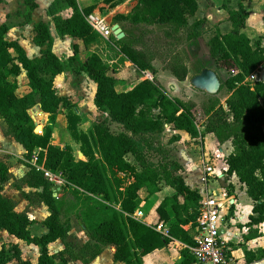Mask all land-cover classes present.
<instances>
[{
	"label": "trees",
	"instance_id": "16d2710c",
	"mask_svg": "<svg viewBox=\"0 0 264 264\" xmlns=\"http://www.w3.org/2000/svg\"><path fill=\"white\" fill-rule=\"evenodd\" d=\"M226 1L229 0H225L223 7L227 9L231 29L223 33L217 28L207 46L215 64L229 72L219 88L225 87L228 91L227 107L221 103L209 107L203 131L198 127L195 103L170 95L157 79H144L131 89L118 91L116 77L98 53L92 52L84 62L77 63L78 55L101 36L87 20L95 9L94 4L81 6L78 0H63L71 9L67 17L49 11L59 33L72 38V55L67 64L74 71L87 74L95 83L96 107L123 127L120 132L113 131L107 120L97 122L88 132L77 128L80 116L75 104L70 97L56 92L55 79L66 64L53 49L46 22H36L33 27V41L40 48L39 56L35 57H29L18 40L8 39L9 26L0 23V119L6 124L7 133L23 145L28 158L37 152L40 165L61 173L64 180L61 190L72 192L82 226L93 240L113 246L115 261L145 264V256L168 247L179 253L173 264H195L188 246L194 244L201 194L186 183L178 161L155 163L148 156V148L154 145L152 136L160 134L165 124L173 130L188 132L192 138L213 133L220 143L231 140L233 150L225 158L226 173H236L254 202L249 223L264 222V130L260 127L264 123V79H248L264 62V44L262 37L252 41L242 31L249 14L243 3L229 8ZM35 7L31 2V9ZM198 7V0H138L131 19L148 25L171 26L175 32H186V40H192L203 34V20L192 23L189 20ZM118 48L139 70L156 71L145 50L124 41L119 42ZM167 67L176 79L186 80L188 65L178 52L170 55ZM23 71L30 90L19 95L18 76ZM34 106L51 115L66 112L70 133L81 143L84 158L76 159L70 145L53 144L48 131L34 132L36 125L29 112ZM178 137L172 135L173 140ZM129 155L135 163L128 160ZM120 173L130 175L132 180L125 184ZM8 175V165L0 159V183ZM27 182L42 187L39 197L49 210L44 220L47 232L32 234L29 228L32 220L26 212L15 210L14 201L2 194L1 184L0 230L38 246L36 264H63L49 250V244L65 238L70 229L69 222L62 219V199L54 196L55 184L34 167L27 173ZM163 184L172 187L174 192L156 207L158 218L144 222L136 219L134 213L143 200L161 191ZM161 221L168 227L169 236L154 228ZM185 225L189 227L186 229ZM178 243L187 247L178 251ZM21 254L18 244L9 248L2 246L0 264L14 259L32 264L23 260ZM263 257L264 251L244 249L247 264Z\"/></svg>",
	"mask_w": 264,
	"mask_h": 264
},
{
	"label": "rangeland",
	"instance_id": "374dc122",
	"mask_svg": "<svg viewBox=\"0 0 264 264\" xmlns=\"http://www.w3.org/2000/svg\"><path fill=\"white\" fill-rule=\"evenodd\" d=\"M78 1L81 6L94 4L95 9L92 13H95L103 19L111 29L117 25V28L120 30V37H117L113 32L108 37L101 35L98 41L91 44L88 50L81 52L77 59V63L80 64L84 62L86 57L92 52L98 53L109 66V72L116 77V89L118 91L131 89L144 79H157L167 92L170 93L168 88L171 89V86H175L178 83L167 67L170 55L175 52H178L181 55L188 67L194 71V75L198 74L202 69L208 68L210 64L212 65L213 59L209 54L207 41L210 36L216 32L218 24L207 22V19L201 14L198 16H189L190 23L197 19L194 17H200L204 23L203 34L193 42L192 40H186V32H180L179 30H176L177 32H175L171 26L148 25L145 22H135L131 19V16L135 13V7L138 4V0ZM31 2L36 4L34 9H31ZM226 4H228V1ZM49 10H52V12H55L62 17H67L71 12L70 8H68L63 0H0V23L4 22L8 24V39H18L25 48L26 53L30 57H35L39 56L40 53L39 47L36 46L33 41V26L39 21L46 22L51 30L53 49L59 58L66 64L63 72H61L56 79V92L59 95L70 97L71 101L75 104V111L80 116L77 128L81 132H88L97 122L107 120L113 131L120 132L123 127L120 124L111 121L106 111H102L96 107L94 103V93L96 89L95 83L88 78L87 74L84 72L78 73L67 64L69 57L72 55V38L68 35L66 36L59 33L54 27L52 15ZM263 29L260 20L254 18L251 24V30L257 33H262ZM219 30H223V32L227 31V27L223 26ZM121 41L131 43L135 47L145 50L149 54L156 71H141L133 63L128 61L119 51L118 46ZM213 70L215 72L217 71L216 69ZM258 70H264V63L257 68L254 74H257L256 72ZM224 71L225 72L217 73L221 83L229 76V72L226 69H224ZM18 84L19 87L17 93L19 95L30 90L24 71L18 76ZM177 85L179 86L177 94L181 96L184 101L195 103L199 122L198 127L201 131L204 130L205 119L208 116L207 113L209 107L215 106L218 103L227 107L225 99L228 96V91L225 87L218 89L215 93H211L192 86L191 80H186L185 84L180 83ZM189 88L192 90H189ZM29 112L35 125H41L38 134H44L48 131L50 133V140L53 144L60 147L70 145L76 159L84 158L83 155L79 154L81 143L73 138L70 133L65 111L51 115L42 112L39 106H34ZM260 127L264 130V123L261 124ZM0 129V134L2 131L0 136V147L2 146L9 152L4 154L2 159L7 161L9 167L14 169V172L12 173L14 180H10L7 184L16 187V189L18 188L21 192L26 191L23 189L30 191V188L26 185L23 178V175H25L32 166L30 158H28L24 152H21L20 149L11 148V146L17 147V144H15L8 135L7 126L3 120H0ZM172 135L171 132L163 134L158 133L155 136L153 135L154 145L153 147L148 148V156L155 163L169 160L178 161L182 164L183 169L181 173H183L185 178L191 173L187 179L193 184L197 182L195 173L198 170V173H200L202 171L203 161L210 158L207 157L208 153H212L210 154L212 161L218 158L223 159L227 157V149H229L230 146H225L221 153L217 154L219 147L216 144V140L211 135L206 137L204 149L205 156L202 154L203 143L201 140L196 141V144H194L195 146H192L191 140L177 142L179 140H173ZM229 142H231V140L221 144H229ZM187 154H191L194 159H192V161H185ZM11 156L12 160L10 161ZM196 156H198V159H196ZM128 160L132 162L135 161L131 155L128 156ZM195 162L197 163L198 168L191 172V165ZM214 164L216 165V170L219 167V163L215 161ZM224 173H226V171H224ZM120 175L124 177L125 184L132 180L128 174L120 173ZM223 182L226 183L225 180H222V185ZM210 183L216 187H220L221 185L219 184L218 179H213L211 177ZM225 183L224 187L226 188L228 196L231 197L234 195L238 200V194L244 190L245 186L237 179L235 182L236 184H231L229 188ZM198 187L197 189L200 190L201 188ZM173 191L172 188L165 186L166 194H171ZM55 193L57 197H61L62 199V219L68 221L70 225L66 237L57 240L50 246V252L55 253L56 261L62 262L63 264H125L113 260V246L102 244L89 237L88 231L82 226L77 208L74 206L75 200L72 192L69 189H66L65 191H61L62 195L58 193L57 190ZM159 198L160 194H157L156 197L153 198V201L156 199L155 202H157V200H160ZM243 201H245V197ZM146 202L147 201H144L139 209L146 214L145 221H150L151 215H157L154 209L155 203ZM30 203L31 204L26 205L25 207L28 208L29 206H32L33 202L30 201ZM227 205V203L223 204L222 212L226 211ZM235 212L236 208L234 205L233 210L230 208L222 216L221 225L222 227H225V230L229 231V233L224 232V237H232L228 242L233 249L239 248V246L240 248H244L248 237L251 235L264 236V223H260L254 227V224L249 222L243 223L239 222L237 219L233 221L232 218H235ZM34 215L37 216V218L43 217V213H41L39 209L34 210ZM231 230L238 231V234L232 236L230 233ZM33 231L34 234H39V231H37L36 228H34ZM8 235L14 238L9 237ZM8 235L0 232V247L5 245L9 248L12 247L16 241H20L17 237L11 234ZM18 244H21L22 259L29 260L32 264L36 263L38 256L37 248H33L31 245L21 242H18ZM179 246H177L178 251L181 248ZM178 258L179 253L167 247L152 256H145L144 260L145 264H157L158 262L160 264H173ZM7 264L23 263L14 259Z\"/></svg>",
	"mask_w": 264,
	"mask_h": 264
},
{
	"label": "crops",
	"instance_id": "0c3cea01",
	"mask_svg": "<svg viewBox=\"0 0 264 264\" xmlns=\"http://www.w3.org/2000/svg\"><path fill=\"white\" fill-rule=\"evenodd\" d=\"M201 1V2H200ZM225 2V0H198V3H199V7H198V10L195 12V14L193 15V16H198V15H202L203 17H205V19H207V22H209V23H212V24H218V27L217 28H221V27H223V26H225V27H227V31H224L223 32V30H221L223 33H225V32H228L230 29H231V23L229 22V20L227 19L228 18V12H227V9L226 8H224L223 7V3ZM227 2V1H226ZM239 2H242L243 3V5L249 10V14H248V16H247V19H246V25H245V27L243 28V32L245 33V34H247L251 39H252V41H254V40H256L257 38H260V37H262V43L264 44V29H263V32L262 33H257V32H254L253 30H251V24H252V21H253V19L254 18H258L259 20H260V24H261V26L264 28V0H229L228 1V7L229 8H237L238 7V3ZM71 10V9H70ZM204 11V12H203ZM194 18H197V19H201L200 17H194ZM196 19V20H197ZM53 22V21H52ZM220 22V23H219ZM4 23V22H3ZM54 25V24H53ZM34 27V26H33ZM55 27V26H54ZM51 31V30H50ZM9 32V31H8ZM8 35V34H7ZM67 36V35H66ZM33 37H34V35H33ZM200 38V37H199ZM198 39V38H197ZM197 39H192V41L194 42V41H196ZM14 40V39H13ZM16 40H18V39H16ZM19 41V40H18ZM20 42V41H19ZM36 45V44H35ZM37 46V45H36ZM39 47V46H38ZM208 51H209V49H208ZM39 53H40V48H39ZM209 54H210V52H209ZM29 56V55H28ZM30 57V56H29ZM212 57V56H211ZM213 59V58H212ZM264 63V62H263ZM204 69H211V70H213V69H216L217 71L215 72L216 74L217 73H222V72H225L224 71V69L223 68H219L216 64H215V61H214V59H213V62H212V65L210 64L209 65V67L208 68H204ZM204 69H202V70H204ZM201 70V71H202ZM200 71V72H201ZM214 71V70H213ZM199 72V73H200ZM198 73V74H199ZM257 74V77H256V79H259V78H263L264 79V70H258L257 72H256ZM262 74V75H261ZM60 75V74H59ZM58 75V76H59ZM197 75V74H196ZM57 76V77H58ZM195 75H194V71L193 70H191L189 67H188V76H187V78H186V80L188 81V80H191L192 81V78L194 77ZM217 76H218V74H217ZM57 77H56V79H57ZM89 78V77H88ZM175 78V77H174ZM219 78V77H218ZM227 78V77H226ZM56 79H55V86H56ZM176 79V78H175ZM177 81H178V83L177 84H180V83H183V84H185L186 83V80H184V81H180V80H178V79H176ZM220 80V79H219ZM175 85V86H171L172 88L170 89V88H168L170 91V95H172V96H175V97H178V98H180V99H182V97L181 96H179L177 93H178V85ZM220 85H221V81H220ZM192 86H194L193 84H192ZM190 87V86H189ZM195 87V86H194ZM56 88V87H55ZM220 88V87H219ZM218 88V89H219ZM189 90H192L191 88H189ZM228 97V96H227ZM226 97V98H227ZM183 100V99H182ZM226 100V99H225ZM0 120H2V119H0ZM1 130V129H0ZM166 132H171L173 135L175 134V135H178L179 137L176 139V140H179V141H177V142H183V141H188V140H191V145L192 146H195L194 144H196V141H198V140H201L202 141V143H203V147H202V149H203V151H202V154L205 156V141H206V137L207 136H209V135H211V136H213V138L216 140V144H217V146L219 147V151L217 152V154H219V153H221V151H222V149L225 147V146H230L229 147V149H227V153H226V155L228 156V154L229 153H231L232 152V150H233V148H232V144H231V142H229V144H221L218 140H217V138H216V136L213 134V133H205L204 134V136L203 137H198V138H192L191 137V135L189 134V133H187L186 131H182V130H173L171 127H170V125H168V124H165V126H164V130L161 132L162 134L163 133H166ZM1 134H2V131H1ZM1 134H0V136H1ZM9 135V134H8ZM10 136V138L13 140V142L15 143V144H17L16 146L17 147H14V146H11V148H15V149H20L21 150V152H24L25 154H26V150H25V148L23 147V145L21 144V143H19L18 141H16L15 139H14V137H12L11 135H9ZM0 142H1V140H0ZM191 146V147H192ZM7 153H9L5 148H3L2 146L0 147V159L2 160V161H4L7 165H8V163H7V161H5V160H3L2 159V156L4 155V154H7ZM210 154H212V153H208L207 154V157H210V158H208V159H206V161H208V162H210L212 165H213V167H214V170H213V172L211 173V175H210V177L211 178H215V179H218V181H219V184H221V182H222V180L224 181H226V183L225 182H223V185L221 184L220 185V187H216L215 185H213L212 183H208L207 184V187H208V189H215L217 192H218V194L220 195V196H224V192H225V190H226V188L224 187V183L227 185V187L229 188L230 186H231V184H236L235 182H236V179L238 180V181H240L239 180V178L236 176V177H234L232 174H230V175H228L227 173H224V171H226L227 170V168H228V166H227V164H226V161H225V158H223V159H216V160H214V161H212L211 160V156H210ZM225 155V156H226ZM12 158V156L10 157V161L12 160L11 159ZM186 158V160L185 161H192V159H194L193 157H192V155L191 154H187V157H185ZM206 158V157H205ZM196 159H198V156H196ZM195 159V160H196ZM215 161H217L218 163H219V167L215 170V167H216V165L214 164L215 163ZM181 164V163H180ZM201 164V163H200ZM32 165V164H31ZM182 165V164H181ZM33 166V165H32ZM31 166V167H32ZM30 167V168H31ZM198 168V166H197V163L195 162V163H193L192 165H191V172H193L194 170H196ZM182 169H183V167H182ZM202 169H203V167H202ZM201 169V170H202ZM30 170V169H29ZM29 170L25 173V175H23L24 177V181H25V183H26V185L30 188V191H27V189H23V190H26V191H23V192H21V190H19L18 188L16 189V187H12V185H10V184H7V182H10V180L11 181H13L14 179V176L12 175V173L14 172V169L12 168V167H9V165H8V173H9V175H8V179L6 180V181H4V182H2V183H0L1 184V186H2V194L4 195V196H6V197H9V198H11L13 201H14V205H15V210L17 211V212H26L27 214H28V216L30 217V219L32 220V223H31V225L29 226V228H30V230H31V232H32V234L33 235H42V234H44L45 232H47V230H48V228H47V226L44 224V220L46 219V217L49 215V210H48V206L46 205V203L39 197V193L42 191V187H34L33 185H30L28 182H27V173L29 172ZM182 171V170H181ZM199 172V170L195 173V177H196V181L197 182H195V184H193L191 181H189L187 178L191 175V173L189 174V176L188 177H186L185 178V176L183 175V173H182V175H183V177L185 178V181H186V183L188 184V185H190L192 188H197L198 186V188H201L199 191H204V189H205V187H204V185H203V183H201L200 182V175H201V173H202V171L200 172V173H198ZM197 184V185H196ZM242 185H244L243 183H242ZM165 186L166 187H170V186H168V185H166V184H163V187H162V190L161 191H159V192H157L156 194H154V195H152V196H150L149 198H147V199H145V200H143V203H144V201H147V202H152V203H155L154 204V209H156V207L160 204V202L162 201V199L165 197V196H170V195H172L173 194V192L171 193V194H166L165 193ZM245 186V185H244ZM170 188H172V187H170ZM221 188V189H220ZM53 189H54V196H56V190L58 191V193H60L61 195H62V193H61V185H59L58 184V186L55 184V186L53 187ZM173 189V188H172ZM174 190V189H173ZM222 191V192H221ZM157 194H160V200H157V202H155L156 201V199L153 201V198L154 197H156V195ZM141 195H142V197L143 198H145L146 197V193H145V190H142L141 191ZM239 199L237 200L236 198H235V196L234 195H232L231 197H232V199H233V203H232V205L229 207L228 205H227V207H226V211H228L231 207V209L233 210V207H234V205H235V208H236V212H235V218H232V220L233 221H235L236 219L237 220H239V222H243V223H245V222H249L250 221V219H249V216L252 214V208H253V205H254V202H253V200L248 196V194H247V192H246V187H244V190L243 191H241L239 194ZM244 197H245V201H243L244 200ZM241 199V200H240ZM30 201L31 202H33V204H32V206H29L28 208H29V210H28V208H26L25 206L26 205H29V204H31L30 203ZM146 202V203H147ZM143 203L141 204V206L143 205ZM248 204H249V206H248ZM247 207H248V209H247ZM27 209V210H26ZM36 209H39L40 210V212L41 213H43V217L42 218H37V216H35L34 215V210H36ZM26 210V211H25ZM225 211V212H226ZM225 212H222V216L224 215V213ZM157 214V213H156ZM144 215H145V217H146V214L144 213ZM150 218L151 219H155V218H158V215H156V216H153V215H151L150 216ZM81 221V220H80ZM264 223V222H263ZM221 225H222V222H221ZM189 227V225H185L184 226V228H188ZM222 227V226H221ZM254 227H256V225H254ZM34 228H36L37 229V231H39V234H34V231H33V229ZM220 230H221V234H222V236H223V238L224 239H226L227 241H229L231 238H225L224 237V232L225 233H229V231H227V230H225V227H222V228H220ZM0 232L2 233V234H9L6 230H0ZM230 233H231V235L232 236H234V235H237L238 234V231H233V230H231L230 231ZM9 236V235H8ZM14 236V235H13ZM9 237H11V236H9ZM11 238H14V237H11ZM18 240H20V241H16L15 242V244H18V242H21V243H24V244H27V243H25L23 240V242L21 241V239H19V238H17ZM56 242V241H55ZM55 242H52V243H50L49 244V250H50V246L52 245V244H54ZM179 245H180V243H178ZM19 245V244H18ZM29 245H31V246H33V248H37V250H38V255H39V248H38V246H36V245H34V244H29ZM2 246H5V245H2ZM1 246V247H2ZM21 246V244L19 245V247ZM0 247V248H1ZM179 247H181V246H179ZM20 249H21V247H20ZM181 249V248H180ZM244 249H251V250H253V251H256V252H258V253H261V252H263L264 251V236H256V235H251L250 237H248V240H247V242H246V245L244 246V248H240V246H239V248H234V254L237 256V257H239V258H241L242 260H244L245 258H244ZM21 251H22V249H21ZM157 252H159V251H155L154 253H151V254H149V255H153V254H155V253H157ZM21 256H22V254H21ZM148 256V255H147ZM37 258H38V256H37ZM23 260H26V259H23ZM245 261V260H244ZM37 262V261H36ZM34 264H36V263H34ZM160 264V263H159ZM250 264H264V257L262 258V259H260V260H257V261H254V262H252V263H250Z\"/></svg>",
	"mask_w": 264,
	"mask_h": 264
},
{
	"label": "built area",
	"instance_id": "2783aa9c",
	"mask_svg": "<svg viewBox=\"0 0 264 264\" xmlns=\"http://www.w3.org/2000/svg\"><path fill=\"white\" fill-rule=\"evenodd\" d=\"M90 25L102 36L108 37L112 33L110 26L95 13L87 16ZM256 79L254 72L248 79ZM33 167L42 171L44 176L52 183L60 185L64 183L61 173L53 172L46 169L38 163V154L34 152L30 158ZM214 167L208 161H203V169L200 175V182L203 183L204 191H199L201 200L199 205V215L197 226L193 236L194 244L188 246L194 259L195 264H247L244 260L234 254V249L229 242L223 238L220 227L222 222V206L227 203L230 207L233 203L232 197H229L225 190L224 196H220L215 189H208L207 184L210 182V175ZM236 177V173L232 174ZM134 217L140 221H145V215L142 210L138 209ZM164 236H169L168 227L161 221L154 227ZM181 248L187 245L180 243Z\"/></svg>",
	"mask_w": 264,
	"mask_h": 264
},
{
	"label": "water",
	"instance_id": "95a60500",
	"mask_svg": "<svg viewBox=\"0 0 264 264\" xmlns=\"http://www.w3.org/2000/svg\"><path fill=\"white\" fill-rule=\"evenodd\" d=\"M112 32L116 34L117 37L121 36V34L119 33L120 30L117 28V25L114 26V28L112 29ZM191 82L195 87L211 92V93H215L220 87V80L217 74L215 73V71L211 69L202 70L199 74L195 75L192 78ZM40 128H41V125H36L34 132L38 133ZM79 154L83 155L81 151H79ZM113 250L115 249L113 248Z\"/></svg>",
	"mask_w": 264,
	"mask_h": 264
}]
</instances>
